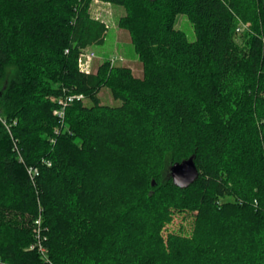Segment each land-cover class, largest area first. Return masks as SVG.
I'll use <instances>...</instances> for the list:
<instances>
[{
	"label": "trees",
	"instance_id": "16d2710c",
	"mask_svg": "<svg viewBox=\"0 0 264 264\" xmlns=\"http://www.w3.org/2000/svg\"><path fill=\"white\" fill-rule=\"evenodd\" d=\"M95 1L124 9L141 77L80 70ZM66 94L87 102L62 120ZM172 213L189 235L161 236ZM0 264H264V0H0Z\"/></svg>",
	"mask_w": 264,
	"mask_h": 264
},
{
	"label": "rangeland",
	"instance_id": "374dc122",
	"mask_svg": "<svg viewBox=\"0 0 264 264\" xmlns=\"http://www.w3.org/2000/svg\"><path fill=\"white\" fill-rule=\"evenodd\" d=\"M90 14L96 20L104 23L107 27L105 35V43L99 46L87 47V50H92L96 54L94 59L93 71L96 72L97 68L107 59H116V65L130 67L136 77L142 76V64L131 44L129 34L120 29L118 26L119 19L125 15L122 8L112 6L108 3L95 1L90 9ZM247 25H240L238 34L244 31ZM176 28L183 31L189 40H195V33L189 20L184 15H179L176 20ZM123 59V61L120 60ZM101 102L108 106H119L121 101L115 100L111 96L109 89H103L99 95ZM87 102V101H86ZM170 216V215H169ZM168 218V217H167ZM195 214L193 213H172V215L163 224L160 229V234L165 238L169 233L189 235L193 229ZM154 255L160 262H165L168 258V252L164 244H157Z\"/></svg>",
	"mask_w": 264,
	"mask_h": 264
},
{
	"label": "built area",
	"instance_id": "2783aa9c",
	"mask_svg": "<svg viewBox=\"0 0 264 264\" xmlns=\"http://www.w3.org/2000/svg\"><path fill=\"white\" fill-rule=\"evenodd\" d=\"M240 29H238V32ZM68 52V51H67ZM96 58V54L92 50L84 49L81 54L79 55V68L83 73L90 74L93 72V61ZM121 61H123L122 58H120ZM112 65L116 64V59H110ZM86 98L83 95H72V94H66L63 97L59 98L57 100L59 108L54 112V115H56L58 118L64 120L66 116V109L72 105L74 102H85ZM30 174L38 175V169H31ZM36 226L38 227V230H40L41 226V219H37L35 222Z\"/></svg>",
	"mask_w": 264,
	"mask_h": 264
},
{
	"label": "water",
	"instance_id": "95a60500",
	"mask_svg": "<svg viewBox=\"0 0 264 264\" xmlns=\"http://www.w3.org/2000/svg\"><path fill=\"white\" fill-rule=\"evenodd\" d=\"M170 176L176 187L186 189L199 178V171L195 164V157H191L180 163H176L170 168ZM153 186L155 184L153 183Z\"/></svg>",
	"mask_w": 264,
	"mask_h": 264
}]
</instances>
